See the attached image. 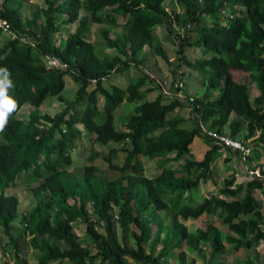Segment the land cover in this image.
I'll list each match as a JSON object with an SVG mask.
<instances>
[{
  "label": "trees",
  "instance_id": "obj_1",
  "mask_svg": "<svg viewBox=\"0 0 264 264\" xmlns=\"http://www.w3.org/2000/svg\"><path fill=\"white\" fill-rule=\"evenodd\" d=\"M170 1L180 7L179 13L166 9ZM25 2L0 3V18L36 43L33 47L19 39L0 38V69L6 70L12 84L6 95L17 105L0 133V226L15 249L14 264L29 263L27 252L19 248L26 237H30L29 249L37 252L38 264H164L184 243L197 249L201 244L210 245L216 257L229 244L240 249L264 242V213L255 195L260 191L264 198L262 166V178L238 184L232 176L224 180L217 194L200 204H194L189 195L209 178L216 183L213 164L221 151L228 150L208 136L205 128L219 133L228 129L236 138L246 127L245 141L252 142L247 144L252 148L249 164L264 158V0H43L45 8L29 7L30 20L22 12ZM63 16L67 19L61 21ZM40 17L44 21L38 25ZM121 18L125 20L123 31L111 38L109 28H118ZM68 24L76 25V30L58 45L55 36ZM91 24L106 26L101 29L102 45L104 50H115L116 55L97 54L98 47L89 38ZM174 24L186 29L192 25L196 32L181 40L177 65L184 63L211 74L214 83L210 86L221 89L216 99L208 93L196 98L190 120L171 116L185 104L167 99L158 85L143 89L155 83L147 73L136 81L131 78L126 89L106 85L112 74L140 66L146 47L173 64L156 29L164 25L174 41ZM193 45L203 50L202 59L195 62L186 55ZM49 56L57 57L67 69L49 68ZM234 73L248 75L260 96L252 101L248 84L236 81ZM172 74L175 76V71ZM66 76L78 87L70 102L62 96ZM0 79H4L3 72ZM94 79L97 84L92 85ZM158 88L160 94L154 100H145V95ZM48 98L64 102V110L53 116L40 114ZM124 102L137 106L122 131L116 126L115 112ZM26 105L34 108L28 121L18 118ZM233 114L237 118L232 119ZM99 116L103 122L98 123ZM188 122H192L191 129L184 126ZM85 132L96 135L95 141L102 146L118 145L106 157L109 169L120 173L118 178L100 176L99 167L93 164L84 165L81 176L69 171L76 164L72 154ZM196 138L210 144L201 161L192 158L191 145ZM119 152L126 154L123 165L113 162ZM99 154L94 151L90 160ZM141 156L159 160L162 171L157 177L144 175ZM181 161V169L168 167ZM22 174L42 183L33 191L36 207L15 228L20 203L7 191ZM90 203L96 221L91 219ZM163 211L170 213V225L160 217ZM206 214L221 218L227 232L210 224L190 233L180 219L196 220ZM78 220L87 225V241L74 230ZM118 227L123 232L121 238ZM128 235L135 246L127 243ZM179 256L186 264V253Z\"/></svg>",
  "mask_w": 264,
  "mask_h": 264
},
{
  "label": "rangeland",
  "instance_id": "obj_2",
  "mask_svg": "<svg viewBox=\"0 0 264 264\" xmlns=\"http://www.w3.org/2000/svg\"><path fill=\"white\" fill-rule=\"evenodd\" d=\"M2 0H0V3ZM166 8H168L170 12L174 13H179V7L177 4L173 1L167 2L165 4ZM29 7H44L45 4L43 3V0H26V2L23 5L22 12L23 15L26 17V20H30L32 16L30 15V10ZM83 13V12H82ZM226 15V14H225ZM63 20L67 19L66 16H63L61 18ZM44 18L40 17L38 19L37 23L38 25L43 23ZM125 20L120 19L119 20V26L118 28H109V35L111 38H115V36L123 31V24ZM34 25V24H33ZM178 24H174V29L178 30L179 34L184 33L187 34L189 33L190 36L194 37L196 32L193 29V26L191 27L187 26L186 27H181L177 26ZM207 25H211V21L207 22ZM105 27L102 25H97V24H91V32L89 35V38L96 44L97 48V54L101 55V52L105 54H109L111 56L116 55L117 52L115 50H108L105 49L102 45V38H101V29ZM35 30H38V26L35 25L34 27ZM76 30V25H64L61 28V31L55 36L56 43L58 45L61 44V40L64 38L66 39L70 34L74 33ZM156 32L159 34V37L161 38L160 41L164 45L169 57H170V62L173 64H169L167 61H165L162 57L156 55L154 51L148 47L144 50V54H146V59L144 62H142V66H133L138 67V70H140L141 74L148 73L150 80L158 78L159 80H163L166 76L170 77L172 75V71H176L181 69L184 72V76L182 78L185 86L183 88V94L184 96H193L195 98H204V95L206 93L209 94L211 99H216L221 91V89H215L210 84H213L214 81L211 78V74H206L205 72H200L199 70L188 68L183 62L181 67H178L177 63L179 62V56L176 54L177 51L180 48V43L181 41L177 38L176 33L174 34V41L173 36L169 35L167 28L163 25L160 26L156 29ZM2 39L5 37L4 35H1L0 38ZM1 39V40H2ZM63 39V40H64ZM176 39V40H175ZM186 55L188 59L192 62H195L197 59H202L203 56V50L200 49V47L193 45V47H189L186 50ZM207 58V57H206ZM144 66V67H143ZM142 68H144V71H142ZM178 68V69H177ZM128 73H114L110 76L109 81L106 83V85L109 87L111 85H118L124 89L128 87L130 84V79L133 78L136 81L137 79L128 75ZM248 75L244 74H239V73H234V78L236 81L248 84V87L250 89L251 93V100L254 101L258 96H260V91L257 87V85L253 82H249V79L247 77ZM155 81V80H154ZM65 82H66V88L62 94L63 98L65 101L70 102L73 101L75 96H76V91L78 89L77 85L75 82L71 79L70 76L65 77ZM158 85L156 82L154 84L148 83V86H155ZM160 94V89H156L154 93L145 95V100L152 101L155 99V96H158ZM184 100V99H183ZM187 100V99H186ZM185 101V100H184ZM186 102V101H185ZM100 105L101 107L103 106V98L100 97ZM137 106L136 103H129V102H124L115 112V122L116 126L119 130H125V124L128 119V117L131 114H134V109ZM65 108V103L61 102L57 98H48L44 104L40 107L39 111L40 114H46V115H55L60 113L62 110ZM186 108V107H185ZM189 108L184 109H178L172 113V115H176L177 117H181L182 115H185L188 117V120L191 119V113H189ZM34 110L29 105H26L22 108V110L18 114V118L24 121L29 120L30 113ZM171 115V116H172ZM237 118L235 114L232 115V119ZM98 123L103 122V118L100 116L97 118ZM187 129H191L192 127V122H188L187 124L184 125ZM78 127L83 129V127L79 124ZM228 129H225V134L229 135ZM85 137L82 139H79L77 142V150L73 152L72 156L74 159V162L76 163L73 167L69 168V171L77 173L79 176L83 175L84 173V165H89L93 164L99 167L100 169V176L102 177H107L110 180H114L120 176V173L117 171H113L109 169V164L106 161V157L108 156V152L111 148H118V145L111 143L109 146H102L98 144L95 141V136L94 134H89L85 132ZM247 134L246 127L242 129L241 134L237 137L239 140L245 139V135ZM252 143V142H251ZM192 149V155L193 159L196 161H201L205 153L210 149V144L208 143L207 140L203 138H196L193 144L191 145ZM99 152L98 158L95 160L91 161L90 157L93 155V152ZM173 157V156H172ZM239 155L236 154V152L229 153L226 150L221 151L220 156L215 160L213 164V170H214V176L216 183L214 180L209 178V182L205 187H203L204 190V195L206 196H211L212 194H217L219 189L223 187L224 180L230 179L232 176L236 178V182L239 183H245L249 180V174L247 173V169H251L252 165L259 167L262 166L264 169V158H260L256 160L253 164L247 163L246 165L243 164V169L245 168L244 171L242 172L241 169H236L239 160H238ZM126 159V154L124 152H119L117 157L114 159V163L118 165H123ZM143 173L145 176L148 178L152 179L157 177L162 169L160 168V163L158 162V159L151 160L147 157L141 156L140 158ZM183 164L182 162H176L173 164L170 163L168 167H173V168H181ZM236 174L239 176L237 177ZM207 181V182H208ZM16 184L15 188H11L8 190V194L15 195L19 198L20 200V207H19V213H20V218L16 220L13 225L15 228L20 227L21 220H23L24 217H27L31 210L34 209L38 203V199L35 197V193L33 192L34 189H36L42 181L35 182L34 179L30 178L27 175H20L14 181ZM197 191L199 189L193 191L192 193L195 195V197L198 195ZM192 193H190V197H192ZM255 195L257 199L260 201L261 206H262V211L264 213V198L262 197V194L260 191H256ZM204 198H206L204 196ZM89 212L91 213V219L93 221H96V215L94 213V207L93 204L90 203L88 207ZM27 212V216H24V214ZM170 213L168 212H160V217L165 219V223L167 225L171 224V217ZM222 220V219H221ZM220 220V218L212 215H204L200 219L197 220H192L189 222L191 230H196L197 228L208 226L210 224H217L221 226L223 229L226 226L223 225V222ZM186 222L185 220H183ZM86 223H84L82 220H78L77 222L74 223V230L76 234L80 237L82 241H87L88 238L86 237ZM99 228V231L103 232V228ZM157 227H155L156 229ZM117 232L119 234V237L121 238L123 235V232L120 227H118ZM29 239L30 237H26V239H22L19 242V248L22 252H27L28 255V264H38V258H37V252H34L32 249H29ZM127 243L133 247L134 241L133 239L128 235L127 237ZM62 247L67 248V246L64 245L63 242L60 243ZM93 248V247H92ZM146 248L150 250V245L147 244ZM157 247L156 252H158ZM15 249L12 246H9V240L5 236L3 232V228L0 227V264H14V261L12 260V256L14 253ZM95 252L96 250L93 249ZM184 250L182 248L174 250L168 258L164 259V264H182V261L180 260V253L183 252ZM129 262H132L131 259H128ZM55 264V263H54ZM64 264H68L66 261ZM187 264H189L187 262Z\"/></svg>",
  "mask_w": 264,
  "mask_h": 264
},
{
  "label": "crops",
  "instance_id": "obj_3",
  "mask_svg": "<svg viewBox=\"0 0 264 264\" xmlns=\"http://www.w3.org/2000/svg\"><path fill=\"white\" fill-rule=\"evenodd\" d=\"M166 9L169 10L168 8H166ZM180 10L181 9H179V12H180ZM24 22H25V20H24ZM102 26H104V25H102ZM156 34L159 37V34L157 32H156ZM0 36H1V34H0ZM159 39H161V38L159 37ZM145 56H146V54H144V52L140 56V59L142 58L143 62L146 59ZM141 66L142 65H140V68H141ZM142 71H144V68H142ZM131 74H133L132 77H134L136 79L143 76V74H141L140 70H138V67L131 68L128 75L131 76ZM151 87H154V86H151ZM151 87H149L147 84L143 89H149ZM154 92L155 91L151 92L150 94H152ZM156 97L157 96H155V98ZM183 109L186 110L185 107ZM176 112H178V111H176ZM172 116L177 117L176 115H172ZM181 117H184L186 119L188 118L185 115H182ZM226 151L229 153L233 152V150H229V149ZM174 163H176V162H173V164ZM239 165H241V164L238 163L237 166H239ZM171 168H173V167H171ZM181 168H175V169H181ZM208 183H210V182L208 181L206 183H201L200 187L198 188L199 191H197L198 195L196 197L191 192L192 193L191 201L194 202V204H200L201 202H203L204 199H206V198L208 199L210 197V196L208 197V196L204 195V190H203V187H205ZM212 195H215V194H212ZM204 196L206 198H204ZM180 219L188 227L190 233H196L198 230L205 229L208 227V226L200 227V228H197L196 230L193 231L190 228L189 222L194 220V219H189V220H185L183 218H180ZM183 220H185L186 222H184ZM220 220H221V218H220ZM215 225L224 234L227 232V226H226V229H225V227L223 229L221 226H219L217 224H215ZM159 246L161 248V245H159ZM159 246H158V248H159ZM180 248H182L184 250V252L186 253V257H185L186 264H187V262L189 264H264V242L263 241L258 242L257 244H255L254 246H252L250 248L249 247H243L240 249H237V248H235L234 245L229 244L216 257L212 256L211 247H210V245H207V244H201L199 246V249H197V248H195V246H190V245H187L186 243H184L179 248H176V249H180Z\"/></svg>",
  "mask_w": 264,
  "mask_h": 264
},
{
  "label": "built area",
  "instance_id": "obj_4",
  "mask_svg": "<svg viewBox=\"0 0 264 264\" xmlns=\"http://www.w3.org/2000/svg\"><path fill=\"white\" fill-rule=\"evenodd\" d=\"M0 31L6 35H9V36L11 35L13 39L20 38L22 42L30 44L33 47H35L36 45L34 41L30 40L26 36H21L17 31H15L7 20L0 19ZM182 37H184V35H182ZM47 65L49 68H56V69H66L67 68V65L62 64L60 60L55 56L47 57ZM182 76H183V71L179 69L177 72V81L174 82L172 78H165L161 83L162 93L165 95V97L169 99H182V100L187 99L186 101L187 108H189L188 109L189 112H192L194 108L195 98L192 96H189V97L184 96L183 91H182L184 88ZM103 80H106V79L103 78ZM92 84L93 85L97 84V80L96 79L92 80ZM204 132H206L208 136H210L212 139L217 140L225 147L231 148L232 150L237 152L239 155V161L242 165L243 164L246 165L248 163V158L252 153V148L247 146L248 144L247 142L232 138L226 134H221L218 131L208 130L206 128L204 129ZM245 168L243 169L239 167L237 169H241L242 172H246L244 171ZM247 170H248L247 173L249 174V178L251 180L262 177L260 173V169L258 168L257 169L251 168L250 170L249 169ZM236 176L238 177L239 175L236 174Z\"/></svg>",
  "mask_w": 264,
  "mask_h": 264
},
{
  "label": "clouds",
  "instance_id": "obj_5",
  "mask_svg": "<svg viewBox=\"0 0 264 264\" xmlns=\"http://www.w3.org/2000/svg\"><path fill=\"white\" fill-rule=\"evenodd\" d=\"M224 14H226V15H228V13L227 12H224ZM0 19H2V18H0ZM5 20V19H4ZM8 21V20H7ZM9 22V21H8ZM10 23V22H9ZM11 24V23H10ZM12 26V25H11ZM13 27V26H12ZM188 27H191L190 25H188ZM14 29V28H13ZM15 31H17L18 33H19V31L17 30V29H14ZM0 34L1 35H4L5 37H11L12 39H13V37L10 35H6V34H4V33H2L1 31H0ZM21 36H26V37H28L30 40H32L31 39V37H30V35H28V34H21V33H19ZM58 34V33H57ZM176 34H177V38L181 41V40H183L184 38H185V34L184 33H181V34H179V32H178V30H176ZM182 35H184V37H182ZM16 39H19L20 41H21V39L20 38H16ZM64 39V38H63ZM62 39V40H63ZM33 41V40H32ZM22 42V41H21ZM24 43V42H23ZM27 44V43H26ZM30 45V44H29ZM32 46V45H31ZM36 46V45H35ZM179 67V66H178ZM67 69V68H66ZM66 69H61V70H66ZM178 69V68H177ZM0 72H3L4 73V79H0V133H3L4 131H5V128H6V124H7V120H8V116H9V114H11L15 109H16V107H17V105H16V102L14 101V100H12L11 98H9L7 95H6V91H7V89L8 88H10V87H12V84H11V81L7 78V72H6V70H2V69H0ZM177 72H178V70H176L175 71V76L172 74L170 77H168V76H166L165 78H172L173 79V81L175 82V81H177ZM148 74V73H147ZM183 76H184V72H183ZM183 76H182V78H183ZM164 78V79H165ZM106 79V78H105ZM163 79V80H164ZM102 80H103V78H102ZM155 80V82L158 84V86L161 88V92H162V85H161V83H162V81L163 80H159L158 78H156V79H154ZM103 81H106V80H103ZM183 81V80H182ZM184 83V82H183ZM93 85V84H92ZM184 86H185V84H184ZM172 89H173V87H172ZM163 94V93H162ZM164 95V94H163ZM165 96V95H164ZM189 97V96H188ZM193 97V96H192ZM167 98V97H166ZM195 98V97H194ZM167 99H169V98H167ZM169 100H179V101H182L184 104H185V107L187 108V103L185 102V101H187V100H182V99H169ZM195 103H196V98H195ZM195 103H194V107H195ZM185 108V109H186ZM263 108H264V106H263ZM194 109V108H193ZM193 112V111H192ZM192 112H189V113H191V115H192ZM207 129V128H206ZM209 130V129H208ZM221 134H225V132L224 133H221ZM228 136H230V135H228ZM231 137V136H230ZM238 137V136H237ZM235 138V139H239V138ZM233 138V137H232ZM241 140H243V141H245V139L243 138V139H241ZM245 142H247V143H250L251 141H245ZM228 149H230V150H232L231 148H228ZM225 150V149H224ZM234 151V150H233ZM235 152V151H234ZM236 154H238L237 152H236ZM252 154V153H251ZM249 159V158H248ZM238 160H239V157H238ZM249 161V160H248ZM239 163H240V161H239ZM249 163V162H248ZM241 164V163H240ZM239 167H241V168H243V165L241 164V165H239V166H237L236 167V169L237 168H239ZM260 169L259 167H256V169ZM260 171H261V169H260ZM18 178V177H17ZM16 178V179H17ZM262 178V177H261ZM16 181V180H15ZM15 186H16V184L15 183H13L12 184V186H11V188H15ZM10 188V189H11ZM9 189V190H10ZM8 192V191H7ZM8 194V193H7ZM8 195H11V194H8ZM12 196H15V195H12ZM16 198H18L17 196H15ZM19 199V198H18ZM19 203H20V200H19ZM19 207H20V205H19ZM24 216H27V212L24 214ZM1 227V226H0ZM1 258V257H0Z\"/></svg>",
  "mask_w": 264,
  "mask_h": 264
}]
</instances>
